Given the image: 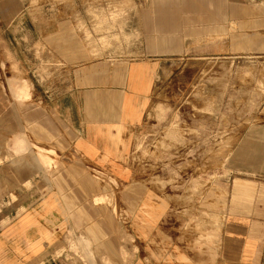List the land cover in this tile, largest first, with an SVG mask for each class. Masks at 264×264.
I'll list each match as a JSON object with an SVG mask.
<instances>
[{"label": "crops", "instance_id": "crops-1", "mask_svg": "<svg viewBox=\"0 0 264 264\" xmlns=\"http://www.w3.org/2000/svg\"><path fill=\"white\" fill-rule=\"evenodd\" d=\"M153 1L137 8L129 0L128 24L156 32L144 33L139 54L136 47L134 56L110 57L95 54L79 31L77 24H94L83 10L78 19L72 8L57 12L51 2L39 0L31 13L28 0H0V205L7 206L0 221L9 219L0 226V264H72L67 243L64 250L59 244L71 241L69 233L85 243L91 264H264L262 210L217 218L210 207L198 208L200 197L148 183L130 161V131L157 77L168 75V53L214 49L224 29L232 56L264 57V12L254 0ZM172 17L185 30L174 48ZM14 64L18 71L10 70ZM44 149L55 153L49 168L40 165ZM241 151L264 174V132L247 133ZM38 172L45 173L38 197L13 217L6 198ZM111 190L114 199L106 196Z\"/></svg>", "mask_w": 264, "mask_h": 264}, {"label": "rangeland", "instance_id": "rangeland-1", "mask_svg": "<svg viewBox=\"0 0 264 264\" xmlns=\"http://www.w3.org/2000/svg\"><path fill=\"white\" fill-rule=\"evenodd\" d=\"M28 1L32 13L39 7V0ZM45 1L51 2L57 12L72 8L78 19L83 14L85 21L94 22L77 26L97 55L134 56L136 47L138 54L143 47L144 33L156 32L155 28L145 30L141 24H128L129 0H41ZM254 1L257 9L264 12V0ZM151 3L155 6L153 0H136L137 8ZM152 14L154 19V10ZM223 19L221 12L218 23ZM175 20L178 19H170L174 24H169L168 33L173 48L185 31L183 24H176ZM219 33L218 29L214 49L202 45L195 51L168 53V75L157 77L156 90L146 102L141 120L130 131V161L139 168L143 179L160 188L168 186L170 193L181 197H200L198 208L208 212L210 207L217 218L228 212H264V174L256 172L259 169L255 162L247 164L252 157L241 151L247 133L264 132V57L232 56L223 43L224 29ZM10 70L18 71L15 64ZM40 154L42 168L54 164V151L44 149ZM94 173L117 185L109 173ZM44 180L45 173L38 172L32 181L8 195L6 202L14 209L13 217L33 204L39 195L35 186ZM115 195L114 190L106 194L113 199ZM99 200L110 201L105 197ZM5 207L0 205V209ZM112 207L117 213L126 212L118 204L113 203ZM190 207L180 208L187 212ZM177 208L173 206V211L177 212ZM8 222L9 219L2 220L0 226ZM68 235L70 242L66 237L59 242L62 250L66 242L72 251L66 254L67 260L72 264H91L82 239Z\"/></svg>", "mask_w": 264, "mask_h": 264}, {"label": "bare ground", "instance_id": "bare-ground-1", "mask_svg": "<svg viewBox=\"0 0 264 264\" xmlns=\"http://www.w3.org/2000/svg\"><path fill=\"white\" fill-rule=\"evenodd\" d=\"M20 84H22L23 87L27 88V82L25 80L22 81ZM14 92H16L15 89H14Z\"/></svg>", "mask_w": 264, "mask_h": 264}]
</instances>
